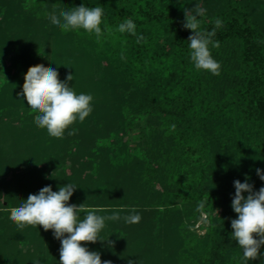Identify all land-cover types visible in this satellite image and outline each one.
<instances>
[{"label": "trees", "instance_id": "obj_1", "mask_svg": "<svg viewBox=\"0 0 264 264\" xmlns=\"http://www.w3.org/2000/svg\"><path fill=\"white\" fill-rule=\"evenodd\" d=\"M48 1L40 0L31 9L32 13L45 15L42 10L47 7ZM181 1L53 0L52 14L57 15L60 10H70L81 4L87 7L100 6L104 11V23L99 40L94 33L89 34L83 29L64 32L53 24L51 30L59 43L69 45L75 56L86 61L83 65L79 63L78 69L83 77L87 73V87L98 88L107 99L112 100L111 104L103 107L112 110L111 118L119 117L117 109L120 114H124L129 110L137 112L148 108L157 118L164 119L166 132L175 140V145L184 148V152H181L184 156L185 148L190 146V138L202 128L209 129V124H213L211 129H215L214 125L222 121L224 113L220 105L208 102L204 88L207 87L209 71L197 70L190 59L188 37L192 30L183 27L185 9ZM212 1L210 12L198 19L201 20L202 30L215 29L212 40L218 41L220 46H210L211 55L221 68L232 65L229 75L237 117L257 128L259 143L246 164L229 169L232 179L219 195L214 188L211 190L210 187L202 186L195 192L193 189L188 193L177 190L164 196L166 204L170 206L178 200H185L195 214L200 211L209 213L216 203L222 202L235 219L237 214L231 206L235 195L234 181L239 179L244 182L247 179L254 191L264 186V181L256 172L258 168L264 171V0ZM7 3L12 6L1 18L3 6H9ZM20 3L19 0H0V24L4 29H0V60L6 73L5 81L0 86V264H20L23 259L26 260L23 261L25 264H51L48 260L51 251L45 250L50 246L44 243L55 239L61 247L53 231H45L42 226H26L20 230L10 219V211L5 209L20 206L29 194H38L44 186L51 185L53 191H58L61 186L72 183L76 189L69 203H83L89 208L103 206V209L108 210L99 212V215H111L113 209H124L120 213L121 219L106 221V227L100 234L103 239L107 235L113 241L114 238L124 239L125 236L120 237L119 230L127 228L128 223L123 216L129 214L131 206L124 208L128 195L126 191L120 193L119 186L133 185L139 180L140 189L150 185L154 187L155 184L151 183L157 181L158 172L155 162L149 157H135L128 138L122 141L116 139L107 147H96L94 139L101 134L95 128L97 124H91V113L83 122L77 120L69 126L62 139L49 136L45 128L35 124L37 113L31 111L26 98L17 94L22 92L24 74L28 68L41 60L39 54L46 47V29L44 19L37 16L38 22L33 29H25L19 35L8 31L6 28L11 25L10 20L14 19L15 11L21 9ZM24 18L27 24L29 18ZM129 18L136 24V35L117 31L119 24ZM216 19L222 21V27L215 26ZM139 36L143 39L137 42ZM45 53L48 56L47 60L44 59L47 64L50 59L47 48ZM56 54L59 53L51 52V60L57 65L52 64V68L62 71L65 69L64 64L59 62L60 57ZM94 65L98 69L95 74ZM76 75L79 73H74L73 78ZM126 90L130 91L127 101L123 93ZM105 110L103 113L107 115ZM115 123L110 128L106 127V132L120 130L121 121L118 120L114 126ZM73 129L75 133L69 135ZM67 140L68 144L72 141L70 146L66 145ZM171 148L170 153L176 162L178 147ZM70 164L72 167L75 164L78 166L68 172ZM21 166L24 169L20 170ZM8 170L12 171L10 175L7 174ZM175 175L173 173L168 177L175 179ZM196 180L198 185H203L202 178L198 176ZM247 194L244 193L245 196ZM201 201L204 202V208L198 210ZM80 218H84L83 213ZM20 239L21 244H14ZM82 243L88 250L99 252L102 260H110L112 264H128L114 254L108 242L104 244L101 241L100 248L95 243ZM129 243L128 246L135 249L134 242ZM137 244L139 248L145 241H137ZM163 244L162 241L155 244L159 246L157 251L161 255L166 252L164 257L160 256L163 261L157 259L153 264L183 262V257L180 255L181 258H178L179 253L174 247L167 248V252V246ZM55 254L52 264H59L60 253ZM200 261V264H204Z\"/></svg>", "mask_w": 264, "mask_h": 264}, {"label": "rangeland", "instance_id": "obj_2", "mask_svg": "<svg viewBox=\"0 0 264 264\" xmlns=\"http://www.w3.org/2000/svg\"><path fill=\"white\" fill-rule=\"evenodd\" d=\"M5 1L3 0V2ZM19 1L21 2V9H16L14 19L10 20L11 25L6 29L19 35L25 29L30 30V28L33 29V26L37 25V16H41L44 19L43 25L45 26L44 29H46L45 50L46 48L48 49L50 59L46 64L45 60H47L48 56L44 50L39 54L41 60L38 64L51 68L52 64L53 66H57L55 65L56 62L53 63L51 60V52L55 51L59 53L56 54L60 57L59 62H62L65 67L64 71L62 70L63 73L58 70L60 80H65L69 73H79L68 83L77 95L84 93L90 94L93 97L91 101L93 108V113L91 112V124H97L95 128L101 134V136L94 139V145L96 147H107L116 139L122 141L128 138V143L134 148L132 152L136 158H146L147 156L155 162L158 178L157 181L151 183L155 184L154 187L150 185L147 188L140 189L139 180H134L136 184L133 183V185L126 184L127 186H119L121 187L119 192L124 193L126 191L128 195L124 203L125 206H122L124 208L130 206L131 208H134L133 206L137 207V212L141 216V220L138 223L128 224L124 231L119 230L120 237L125 236L129 240L125 241V238L117 239L113 237V241L110 235H107L103 243L108 242L110 248L114 249V254L121 257L124 263L132 260L134 264H153L157 259L159 262H162L163 259L160 256L164 257L166 252L161 255L157 251L159 246L155 245L158 241H162L167 246L165 251L168 252L171 247H174V250H177L179 253L178 258L183 257V262H179L178 264H191L193 261L196 262L194 264H200V260L204 264H264V246H261V255L256 260H249L247 262L243 260V249L231 238V232L233 231L231 220L234 218L222 202L216 203L209 213L200 211L199 214H195L192 211V206L187 204L185 200H178L173 206H170L166 204V196H164L169 192L177 190L188 193L189 190L193 189L195 192L197 188H202V186L203 188L204 186L210 187L211 190L214 188L218 191L217 195H219L225 189L224 186L232 179L229 169L232 166L246 164L254 154V148L259 143L256 132L257 128H254L251 123H245L237 117L236 106L233 104V91H231V76L229 75L232 65L227 64V68H221L219 75H213L209 72L207 87L204 88L208 96V102L215 105L218 104L223 108L222 121L214 125L216 126L215 129L214 127L211 129V125L213 126V124H209V129H200L196 133L197 135L190 138L188 143L190 146L189 148H185L186 154L182 156L181 152H184V148L182 149L181 146L175 145V140L168 135L164 119L157 118L148 108L137 112L129 110L124 114H120L119 110L115 109L119 117H116V119L111 118L113 115L111 114L112 110L110 108H106L105 110L103 107L111 104L112 100L107 99L106 95L98 88H94L93 86L87 87V73L83 77L81 71L78 69L79 63L83 65L86 64V61L83 58L75 56L73 54L74 50L69 45L59 43V39L52 33L51 28L53 27V23L50 16L53 12V0H49L47 7L42 10V12H45V15H35L31 11L33 6L39 4L40 0ZM181 2H184L182 3L184 4V9L188 8L194 11L193 7L195 4H199L208 13L213 1L183 0ZM9 4L7 3V5ZM182 4L179 5V8ZM9 6H3L2 10L4 11L1 13V18L3 17V13H7V9H10L12 5ZM36 11L37 8L35 9ZM19 12L20 14H18ZM23 16L29 18L27 24H25L26 20L25 18L23 19ZM25 25L28 27L24 28ZM0 26L2 30L3 26L1 24ZM96 67L97 65H94V74L98 72ZM76 69L79 70L78 73ZM5 76V69L0 60V86L5 81ZM74 80L75 82H73ZM129 92V90L123 91L125 101H127ZM104 110L107 111V115H104ZM118 120L119 122L121 121L120 130H115L113 133L111 130H107L106 132L105 128H108L114 122L118 123ZM143 133L145 137H143ZM71 144L72 141L68 144L67 140L66 145L70 146ZM171 147L173 149L174 147H178L176 162L173 161L172 152L170 153L172 151ZM69 166L68 168L71 169L68 172H72L78 165L75 164L72 167L70 164ZM186 167L188 168L186 169ZM22 168L24 169V166H21L20 170ZM11 172V170H8L7 174L10 175ZM173 173H176L175 179L169 178L168 176L173 175ZM198 176L202 178L203 185H198L196 180ZM211 190L210 192H212ZM98 207L102 208L103 206ZM131 234H133L132 237H130ZM129 241L134 242L135 247L133 248L135 249L128 246L130 244ZM137 241H145V244H142L138 248ZM21 243L20 239L19 241H15L14 244ZM44 244L45 246L48 244L50 246L45 250L51 251L48 260L52 264L55 262L54 255L59 252L60 246L55 239ZM95 246L100 248L102 246L101 241L95 242ZM47 253L46 255H49ZM108 256H110L109 252ZM19 259L21 260V258ZM23 261L25 262L26 260L23 259ZM23 261L20 264H25Z\"/></svg>", "mask_w": 264, "mask_h": 264}, {"label": "clouds", "instance_id": "obj_3", "mask_svg": "<svg viewBox=\"0 0 264 264\" xmlns=\"http://www.w3.org/2000/svg\"><path fill=\"white\" fill-rule=\"evenodd\" d=\"M194 11L185 8V22L183 27L191 29L190 59L197 70L209 71L219 75L221 65L211 55V47L218 48L219 42L213 41L215 29L202 30L201 20L206 14V9L195 4ZM104 11L100 6L87 7L84 4L75 6L70 10H60L59 14L50 16L51 22L60 27L64 32L70 30H85L94 33L97 40L103 34L101 25ZM217 28L222 27L220 19L215 20ZM117 31L136 35V24L132 19H125L120 23ZM143 37H137V42ZM123 58V57H122ZM73 74L69 73L65 80L59 79L56 68L46 67L43 64L30 66L24 74L22 92L17 95L26 98L29 108L35 115V123L40 128H45L49 136L63 138L65 130L77 120L83 122L92 112V95L80 93L77 95L69 86ZM174 127V126H173ZM75 129L69 132L73 135ZM259 178L264 181V171L256 169ZM235 195L231 206L237 218L231 220V238L243 249V260H256L261 255V246H264V186L254 191L253 185L234 181ZM76 186L72 183L65 184L58 191H53L51 185L42 187L38 194H29L24 203L10 210V219L17 228L23 230L26 226H42L45 231L52 230L56 239L60 240L59 264H112L110 260H102L97 251H90L82 242L95 243L104 241L101 237L106 221L121 219L120 213L124 209H113L111 215H99V212L108 211L103 208H89L82 204L69 203ZM244 193H248L247 196ZM204 208L201 201L198 210ZM129 214L123 216L128 224L138 223L141 216L136 208L128 210ZM81 213L84 218L81 219ZM111 243V242H110ZM38 264V262H34ZM128 264H134L132 260Z\"/></svg>", "mask_w": 264, "mask_h": 264}]
</instances>
